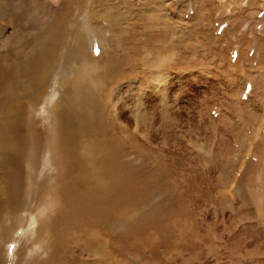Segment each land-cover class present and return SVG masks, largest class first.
Returning a JSON list of instances; mask_svg holds the SVG:
<instances>
[{
    "label": "rangeland",
    "instance_id": "1",
    "mask_svg": "<svg viewBox=\"0 0 264 264\" xmlns=\"http://www.w3.org/2000/svg\"><path fill=\"white\" fill-rule=\"evenodd\" d=\"M31 1L0 0V51H13L0 69V100L20 88L44 92L28 104L24 181L9 183L17 200L0 212V264H45L56 250L58 264H102L105 252L79 237H100L103 216L87 211L68 224L58 192L67 168L58 139L62 86L73 73L45 72L52 85L37 88L29 79L46 60L55 69L63 58L45 54L63 47L50 40L72 30L83 38L79 68L105 128L69 141L110 168L123 156L145 182L122 212L147 218L148 229L132 235L119 260L103 263L264 264V0H34L35 10ZM111 63L108 82L102 70ZM10 110L0 104V115ZM1 173L10 170L0 163ZM55 221L68 227L60 242Z\"/></svg>",
    "mask_w": 264,
    "mask_h": 264
},
{
    "label": "bare ground",
    "instance_id": "2",
    "mask_svg": "<svg viewBox=\"0 0 264 264\" xmlns=\"http://www.w3.org/2000/svg\"><path fill=\"white\" fill-rule=\"evenodd\" d=\"M36 3L37 2H35L34 0L31 1V5L34 6L33 10L36 9L35 7ZM3 12L4 10L0 9V15ZM43 15L45 16V14ZM66 17L64 16L63 18ZM54 32L55 31L53 30V33ZM76 34L78 33L75 30L68 31L67 34H65L64 31V34L60 33L61 36L58 37L56 40L50 38L51 39L50 43L54 47L56 48L63 47V49L59 50L60 52L50 50L48 51V54L45 55L48 56L50 54H55L56 56L57 55L61 56L63 59H55L56 61L55 69L52 65H48L49 60H46L44 64H42V67H36L37 69L34 71V73L29 74V79L31 82L30 85L34 86L32 85L34 81L35 87L37 88L39 85L40 86L52 85L51 81L47 79V76L43 75V73L45 72L49 71L50 74L54 70V72L56 73L61 68L64 70L67 69V72H69L71 69L73 73V75H71L73 76L71 81L64 83L62 86L64 87L63 95L66 96L61 100V104L63 103L65 104H63V111L61 114L62 120L58 130L59 131L58 139H60L62 143L60 146L61 153L63 152L61 164L64 165L65 167L67 166V168H65L66 171L62 175L63 178L61 179L60 191L58 192L63 200V213L64 212H66V214L69 213L68 224L73 225L75 214H87V211H94V212L96 211L95 215L94 214L87 215L88 218L103 216L102 220H105L106 223L98 222L99 224L96 225L97 227L99 226L100 228V232H101L100 237H97V235H95L89 238L88 233L84 232L83 235L81 234L79 238L81 239L83 238L84 240L86 239L88 244L90 246L95 247L100 254L101 251L105 252L102 255V259L100 260L102 264H104L106 263L105 262L106 260H109V258L112 257H116L117 255L119 256L117 260H119L120 254L123 253L122 246L127 247L129 244L131 245L132 235H134V233H138L140 228H144V227L146 228L147 225L149 226L148 220L147 222H145L147 218H145V221L133 220L129 218L130 216L122 212V210L126 208V206L129 207L130 206L129 204L135 198H137V195H139L137 189L144 188L145 182L143 183L141 177L137 176L138 174L136 172H130L132 170L126 167V163L128 164V161L123 156L119 158L118 163L114 162L117 169L110 168L111 165L113 164L112 163L110 165L111 161L108 162L107 164H104V166L103 163L101 165V161H97L94 158H91L90 161H88V158H86L87 154H80V152H87L86 150H82L79 147L80 142L77 143L73 142L79 140L81 137H85L87 135L91 136L95 134L97 131L105 128L103 125H101V123H99L101 122V120H100V116L96 114L97 111L96 113L94 112L96 108L95 105L99 104L100 101L98 103V101L95 100L96 97L94 98L93 95L94 90L90 87L91 84L89 83L88 80H86L84 74H82L84 73L85 70L82 72L81 69L79 68L85 56H83L84 45L81 42L83 38L80 37L79 34L78 35ZM54 35L55 33L53 34V36ZM66 39H68L69 41L67 42ZM69 43H71L70 48H69ZM14 51L16 53V49ZM0 52L2 54L0 56V69L4 73L5 65L2 66V63L3 61L4 64L8 62V59L11 57V55H13L12 53L13 51L11 49L6 50L5 47L4 50ZM71 54H76L79 60H75V59L71 60L70 58H68L67 55H71ZM76 67L79 68V75L75 74ZM104 68L105 69L102 70L103 72L102 76H105L106 74L107 77L105 76V78H107L108 82H111L115 78L113 77V75L116 74V70L114 69L115 67L111 63L110 66H104ZM89 71H91L90 67L86 69V72ZM27 87L31 88L30 86ZM16 89L18 88H15V90ZM25 89L20 88V92L9 93L7 98L0 100V104L11 105L10 113L8 112L0 115V163L3 166L5 165L6 169L10 170L9 175L7 174L4 175L2 173L0 174V212H3L7 206L14 205L15 203L13 202L17 200L16 195L13 192H11V187L9 183H11V181L14 180L17 183L22 184L24 181L23 178L25 172V164L28 156L27 151L29 153L31 148L30 140H29L30 135L27 136V131H26L28 127V123H27L28 115H26L27 109L29 110L28 107L29 105L31 106V104H38V102L43 98L42 96H44L43 90H39V91L35 90L34 94L32 95V93H30L31 89L30 90H25ZM103 106L105 107V104ZM56 107L57 105H55L53 111L55 110ZM3 121L4 122L7 121V123L9 121V123H11L8 130H5L2 127ZM41 135H42L41 130L36 128L34 133V141L37 144V147H39V149H41L40 147L42 142L36 140H42ZM92 137H94V135ZM98 138L97 139L95 138L94 140L96 141L95 145L98 143L97 141ZM69 140H73V141H69ZM67 141H69V143H66ZM105 143L106 142H104V144ZM90 145L91 143L87 145V147L89 148ZM100 148L102 150V147ZM89 149L92 150L93 149L92 146ZM92 162H97L100 164L98 168L100 169L99 172L98 171L93 172L96 173L95 175L90 172L92 169H95L96 166ZM103 181H105V183H103ZM102 195H104L105 197L98 199V197ZM93 221L96 220L93 219ZM145 223H147V225ZM58 224L61 226V224L58 221H55L52 226H54L53 229H55L54 234L57 236V241L60 242L63 239L64 234H66V229H68V227L64 226V231H63L62 228H59L60 226H57ZM119 229L121 231H119ZM73 237H76V233L75 236ZM84 240H82V242ZM138 241L139 240L137 239V243ZM140 242H142V240ZM75 243H77V240ZM132 244H134V242H132ZM77 248L79 249V247ZM58 256H59V250H56L51 260H49L47 263L58 264L57 263Z\"/></svg>",
    "mask_w": 264,
    "mask_h": 264
}]
</instances>
